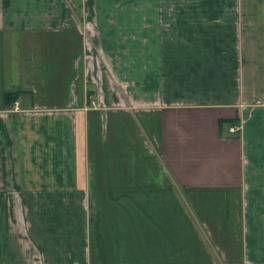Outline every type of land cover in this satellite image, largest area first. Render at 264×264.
<instances>
[{
  "label": "crops",
  "instance_id": "crops-1",
  "mask_svg": "<svg viewBox=\"0 0 264 264\" xmlns=\"http://www.w3.org/2000/svg\"><path fill=\"white\" fill-rule=\"evenodd\" d=\"M0 264H264V0H0Z\"/></svg>",
  "mask_w": 264,
  "mask_h": 264
},
{
  "label": "trees",
  "instance_id": "trees-1",
  "mask_svg": "<svg viewBox=\"0 0 264 264\" xmlns=\"http://www.w3.org/2000/svg\"><path fill=\"white\" fill-rule=\"evenodd\" d=\"M17 98V94L15 93H6L4 94V101L6 103V105H9L11 103H14V101Z\"/></svg>",
  "mask_w": 264,
  "mask_h": 264
},
{
  "label": "built area",
  "instance_id": "built-area-1",
  "mask_svg": "<svg viewBox=\"0 0 264 264\" xmlns=\"http://www.w3.org/2000/svg\"><path fill=\"white\" fill-rule=\"evenodd\" d=\"M13 108H17V102L15 101L14 104H13ZM240 130V125H233L231 127H229V132H236Z\"/></svg>",
  "mask_w": 264,
  "mask_h": 264
}]
</instances>
